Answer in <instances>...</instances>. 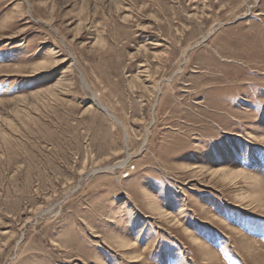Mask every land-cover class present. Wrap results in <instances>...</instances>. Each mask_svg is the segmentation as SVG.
Instances as JSON below:
<instances>
[{
	"label": "rangeland",
	"instance_id": "obj_1",
	"mask_svg": "<svg viewBox=\"0 0 264 264\" xmlns=\"http://www.w3.org/2000/svg\"><path fill=\"white\" fill-rule=\"evenodd\" d=\"M237 168L264 182V0H0V264H264Z\"/></svg>",
	"mask_w": 264,
	"mask_h": 264
},
{
	"label": "bare ground",
	"instance_id": "obj_2",
	"mask_svg": "<svg viewBox=\"0 0 264 264\" xmlns=\"http://www.w3.org/2000/svg\"><path fill=\"white\" fill-rule=\"evenodd\" d=\"M247 14V13H246ZM187 49V48H186ZM85 83V82H84ZM86 85V84H85ZM157 91H160V88H158V90ZM161 92V91H160ZM93 95H94V100H95V104L96 105H98V107L104 112V114H106L109 118H112L118 125H120L122 128H123V126H122V123H121V121L118 119V117L115 115V114H112V113H110L109 112V110L107 109V107L105 106V105H103L102 103H101V101L100 100H98L97 99V96H96V93L94 94L93 93ZM124 130H125V133H126V139H125V141L127 140V137H128V130H127V128L125 129L124 128ZM146 135V134H145ZM146 141V138L144 137V140H143V143ZM127 145H128V143H127ZM129 156H131V154L130 153H127V157H125L124 159H122V160H120L119 162H118V164H117V166H119V167H124V166H126L127 165V163L129 162V159L131 158V157H129ZM107 169H111V167H108ZM235 171H237V174H236V176H238V175H241V176H243V177H245V176H247L249 179H251V180H253V183H258V182H260L261 184L262 183H264L261 179H259V180H257V178H255L252 174H250V172L249 171H247V170H245V169H241V168H237V169H234ZM213 175H214V173L215 172H211ZM230 177V172H226V171H223L222 172V175H221V178H229ZM259 178V177H258ZM262 207V206H261ZM153 209L155 210V211H158V209H161V208H159L158 206H154L153 207ZM166 211V210H165ZM165 211H163L162 209H161V211H159V214H168V213H166ZM179 214H178V212L174 215V214H170V216L169 217H171L170 218V221H173V220H175L176 222H178V216ZM169 217H167V218H169ZM232 230H236L235 228H231ZM183 230H184V232H186L187 234H188V232L190 233V236H189V239H190V241L193 243V245H197L198 246V249H200V250H202V253L203 252H207V250H208V248L206 247L207 246V244H205V243H202V241L201 240H199L198 239V237H196L193 233H191L188 229H186V228H183ZM248 239V238H247ZM247 239L245 240V241H242V244H244L245 242H247ZM119 244H118V246H120L121 247V249L122 250H125V251H127V250H130L131 248H133L134 246H135V243L130 239V240H128V239H121L119 242H118ZM251 242H249L247 245H249V247H251V248H253V244L251 243ZM247 245H245V246H247ZM245 248V247H244ZM204 250V251H203ZM252 251H255V250H253L252 249ZM208 253V252H207ZM254 253V252H253ZM130 260L132 261V262H139V261H141L142 259H141V254L140 253H138V252H136V253H134V254H132L131 256H130Z\"/></svg>",
	"mask_w": 264,
	"mask_h": 264
}]
</instances>
